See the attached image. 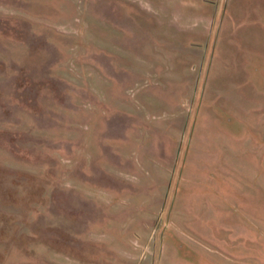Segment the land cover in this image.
Wrapping results in <instances>:
<instances>
[{
	"label": "rangeland",
	"instance_id": "obj_1",
	"mask_svg": "<svg viewBox=\"0 0 264 264\" xmlns=\"http://www.w3.org/2000/svg\"><path fill=\"white\" fill-rule=\"evenodd\" d=\"M0 264H264V0H0Z\"/></svg>",
	"mask_w": 264,
	"mask_h": 264
},
{
	"label": "crops",
	"instance_id": "obj_2",
	"mask_svg": "<svg viewBox=\"0 0 264 264\" xmlns=\"http://www.w3.org/2000/svg\"><path fill=\"white\" fill-rule=\"evenodd\" d=\"M117 236H122V235H117Z\"/></svg>",
	"mask_w": 264,
	"mask_h": 264
}]
</instances>
